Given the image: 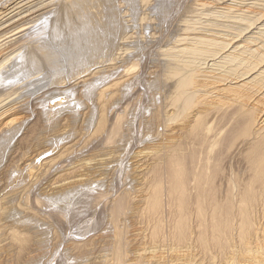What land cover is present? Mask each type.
<instances>
[{"label":"bare ground","instance_id":"1","mask_svg":"<svg viewBox=\"0 0 264 264\" xmlns=\"http://www.w3.org/2000/svg\"><path fill=\"white\" fill-rule=\"evenodd\" d=\"M166 1L164 6L163 0H52L43 4L29 21L14 27L15 35L23 33L14 45L0 49V104L29 87L30 96L41 91L34 111L27 96L24 106L0 108V135L6 130L0 136V161L15 139L17 144L14 143V151L8 157L9 171L13 169L20 178L22 174L28 177L41 158L52 163L59 159L54 157L59 156L57 147L63 141L55 147L58 140L44 150L34 145L38 139L39 143L45 142L36 140L45 130L42 123L50 120L46 127L56 130L62 124L58 119L67 123L79 111L78 106H88V101L92 103L88 119L81 118L87 120L84 130L89 142L98 140L104 147L120 141L111 147L114 154L109 158H103L107 153L101 155L99 151L97 156L89 154L74 164L69 160L72 165L55 172L54 179L48 182L49 191H45L46 186L43 196L42 192H33L34 183L27 182L19 190L12 189L13 185L2 186L0 264H52L53 258L58 264H135L130 247L136 235L130 228L134 219L144 213L147 217L160 214L165 207L164 194L175 202V208L169 206L173 216L170 231L177 243L187 239L192 214L201 215L204 211L210 217L200 224L197 240L202 245L228 248L234 227L239 247L256 243L259 225L264 229V87L249 94L246 89L249 85L243 80L263 63L264 48L256 49L257 53H252L247 61L246 57L241 58L235 68L216 75L210 72L212 76L204 77L205 71L199 66L231 45L236 35L219 38L197 34L191 41L179 40L183 36L179 32L197 30L190 26L194 24L191 18H186L179 22L177 32L169 39L171 44L160 54L163 60L157 62H162L153 63L147 71L151 48L159 44L185 4V0ZM153 10L159 12L157 28L151 26ZM230 26L239 32L246 29L237 22ZM184 41L191 43L175 46ZM73 108L76 111L72 116L67 113L68 118L59 117L63 110ZM31 116L34 120L26 127ZM77 130L67 131L71 137ZM135 146H139L138 151L131 160L147 159L139 162L137 175L135 162L129 161L123 167ZM98 158L106 160L109 164H103L114 170L110 179L103 164V173L96 175L98 171L92 166ZM232 162L236 173H232ZM228 164L232 174L220 188L216 181L223 178V167ZM133 175L140 189L133 193L132 189L128 193L118 192V186ZM142 188L144 192L155 188L158 196L150 199L149 194L139 195L144 194ZM109 195L115 198L107 206L110 211L108 222L105 221L107 232L84 241L75 239L101 229L103 210L97 211L95 207ZM85 207L87 211L95 210L81 219L86 214ZM18 211L27 216L19 215ZM255 214L260 215L258 220ZM158 220L152 228V239L163 235ZM262 237L263 240H258L264 247V230ZM100 239L104 242L100 241L103 255L90 257L91 245ZM61 244H66L63 254L58 251ZM261 259L264 264V258Z\"/></svg>","mask_w":264,"mask_h":264},{"label":"rangeland","instance_id":"2","mask_svg":"<svg viewBox=\"0 0 264 264\" xmlns=\"http://www.w3.org/2000/svg\"><path fill=\"white\" fill-rule=\"evenodd\" d=\"M50 1H52V0H0V49L2 50L3 48H6L7 46H9V44L14 45L16 40L19 37H21L23 34V33H21V34L15 35V32H13L14 27L15 26L18 27L19 24L21 25L22 23L29 21V19H31L33 16H35V14L38 12V10L40 8H42L43 4L46 5V4L50 3ZM166 2H167L166 0H163L164 6L167 5ZM195 4L197 6H194ZM152 15H153L154 21L151 23V26H153L154 28H157L158 27V20H156V19H158V17H159V12L156 10H153ZM242 17H245L246 19L242 20L241 19ZM186 18H187V20H189L191 18L190 21H193L194 24L190 25V26L194 27L197 30L194 32H190V31L179 32L178 34L183 35L179 38V40L180 39L181 40L186 39L187 41H191V39H193V35H197V34L198 35H203V34L215 35L216 37L219 36V38H222L223 37L222 35H225V34H231L233 36L236 35V36H234V39L232 40L233 42L231 41V45L229 44L227 46V48H225L224 50L219 52L216 56L208 57L206 59V61L202 65L199 66V67H201L200 69H203L205 71V73L202 74V75H204V77L216 75L218 73H223V70H224V72H226V70L228 71L231 68L237 67L239 65L238 63H240L241 58L246 57V61H247V59L252 56L251 55L252 53L255 54L256 49H258V48H261V49H259V51H261V50L263 51V48H264L263 47L264 46V0H185V4L180 9L179 13L176 14V16L172 19V22L169 26V30L163 36L162 40H160L159 44L154 45L151 48L149 60H148L147 71H148V69H150L152 67L153 63H156V65H157L158 62H162V61L157 62L158 59L160 60L162 58L160 54L163 51H165L166 48L169 47L168 44L169 45L171 44L169 42V39L173 34H175L177 32V30H178L177 27H179V22H181L182 20H184ZM234 19H235V21H234ZM234 22H237V23H240L241 25H244L246 27V29L241 31V32H239L235 29H231L230 24L234 23ZM156 31H158V30L156 29ZM187 34H189L188 37H186ZM156 38H158V37H156ZM139 42H144V41H139ZM187 43H191V42H185L184 41V42L177 43L175 46L181 47L183 45H186ZM257 55H259V57H260L261 54H257ZM158 57H160V58H158ZM161 60H163V58ZM105 65H108V64H104V66ZM210 72L212 73V75ZM200 80H201V78H200ZM202 80H203V78H202ZM243 82H246L247 85H249L246 87V89L248 90L247 93H249V94H253L254 92H256V90L262 89V87H264V61L256 69L251 70L250 73L248 75H246ZM243 82H241L239 85H241ZM256 86H258L259 88ZM29 89H30V87L28 89L26 88V90H24V91L22 90L23 91V92L21 91L22 94H20L18 96H17V94H18L17 93V94H13L12 96L6 98L0 104V108L2 110H4L6 107H10L11 105L12 106L14 105L15 107L21 106L24 104V102L26 100V98H24V96L25 97L27 96V98L30 97L29 98V104H30L29 106H31L32 110L34 111L35 107H33V105L35 106L36 101L37 102L40 101L38 99H40L39 95L41 94V91H39L38 93H34L33 95L30 96L29 91L31 92V89L30 90ZM263 90H264V88H263ZM263 90H261V91H263ZM25 91L29 94V96ZM83 100L84 99L82 98L81 101H83ZM85 100L88 101V99H85ZM26 102H28V101H26ZM262 103H264V102H262ZM91 104L92 103L89 101H88V106H82V104H80L81 107L78 106L79 111H76L77 107L70 109L73 112H70L69 109L63 110L61 112L62 114H60L61 116L59 115L60 118L67 117L66 115H68V117H69L70 114L72 116L75 111H76L75 114H77L78 116L77 115L75 116V114H74L75 117L73 116L69 121H67V123L64 122V120H62L63 121L62 122V121H60V119L56 118V119H58L57 121L60 122L59 124L62 123L61 124L62 127L61 126L59 127L58 126L59 124H58L57 125L58 127L55 128L56 130L52 131V129L46 127L47 123L50 120H48V122L46 121L44 123V125L42 123V127H45V130H46L45 131L43 128L42 135L46 136L47 138L44 137L45 138L44 139L43 137H38V135L42 136V135L38 134L36 140L38 138H40V141H42V139H43V140H45V142L42 141L39 143L38 142L39 139H38V141H36V142L39 144V146H38V144H35L36 142L34 143V145H36L37 147L42 148V149L43 148L47 149V147L50 148V145L56 144L58 140H59L58 141L59 143L54 145L55 147H57L58 144H60V142L62 143V141H63L64 145L62 143V144H60L62 146L59 145L58 146L59 148L57 147V149L59 150V153L56 156H58V155L59 156L54 157V159H57V158H59V159L53 160L55 162L52 163L50 161V159H47V158L42 159L41 158L39 160V162L37 161L38 163L36 162V164H38V165L34 166L35 168L32 169L34 171H31L29 173L28 177L25 176L28 174H24V175L22 174V176H24V177H22L20 174V176H21V178H20L19 173H16V171H14L13 169L9 171V168L7 167L8 166L7 161H9V159H10V158L8 159V157H10L12 152L14 151L13 147H15V145H17L16 141H15L16 139L14 140V142H12L13 144L9 146V149H7L5 151L6 154L4 153L5 156L3 159L5 161L3 159L0 161V186H1L0 187V195H1L2 186L5 187V186L9 185L8 187H10L13 185L12 189L19 190L20 187H22L24 184L28 185V183H30V184L34 183L33 184V192H35V193L42 192V193H40V195H42V194H44L45 191L46 192L49 191L48 184L54 179L53 177L55 176V172H58V171L60 172L65 167H70L72 164L76 163L79 159L80 160L85 159L89 154L91 156L92 153H96V155L92 156V157H95V156H97V152H99V151L101 152V155H102V153L103 154L105 152L107 153V154L105 153L106 155H103V158H105V156L108 158L113 156L114 153H112V151H110L111 147H114V145L116 147L117 143H119L120 141L116 140L117 142L112 143L113 144L112 146L111 145H109V146L104 145V147H103V146H101L102 144L100 145L101 142H98V140L97 141L92 140L89 142L90 138L88 136L87 137L85 136V135H88L86 133V130H84V128H85L84 126H86L85 124H87L86 123L87 120H83V118H81V117L84 116L85 117L84 119H88L87 111L90 110ZM85 109H87V110H85ZM32 110L30 112H32ZM66 110H68L69 112ZM67 113H70V114H67ZM79 113H82V115ZM76 117H78V118H76ZM33 118L34 117L31 116L30 119L27 120L28 123H27L26 127H28L29 124L31 123V121L34 120ZM83 121H85V122H83ZM68 122L69 123L71 122L70 123L71 125H69ZM64 123L66 125L67 124L68 125L66 126V125H64ZM80 126H82V127H80ZM93 126H94V123L91 126H89V129L91 130L93 128ZM64 127H67L68 128L67 130L73 129V128L75 130L78 129L76 135L74 134L70 137V135H71L70 132L67 131L66 128H64ZM25 129H24V131L21 132L22 134L26 131ZM5 131L6 130H4V132ZM84 131L86 134H84ZM4 132H1L2 133V135H0L1 137H3V135L6 134ZM63 132H66V133H63ZM68 132H69V135H68ZM50 133L55 134V135H51ZM163 134L165 135V133H163ZM57 135H59V136H57ZM53 136H55V138L56 137H60V138L55 139ZM86 141H88V142H86ZM46 142H48V143L46 144ZM14 143H15V145H14ZM41 143H42V145H40ZM85 143H88V144L86 145ZM96 143H98L97 144L98 146L96 145ZM44 144H46V145H44ZM75 144H77V145H75ZM144 144L145 143H143V145ZM53 145L51 147H53ZM69 145L73 146V147H65V146H69ZM93 145H95V146L93 147ZM96 146H97V148H95ZM106 146H108V147H106ZM138 147L139 146H135L134 147L135 149H133L134 151H132L131 154L129 155L128 158H130V160L128 158H125L126 162L124 161L125 163H123V167L128 166L129 161H133V162H135L134 165H137L139 168V165L141 163H144L145 160H147L146 158H143V157H139L140 159L137 157V160L134 157L135 159L133 158V160H131V157H133L135 155L134 154L135 151L136 152L138 151ZM66 148H67V150H65ZM101 148L104 151H101L102 150ZM108 148H109V150H108ZM36 150H37V148H36ZM68 150H69V152H67ZM72 150H73V153H72ZM95 150H98V151H95ZM109 151L111 152V154ZM60 152L62 155H60ZM99 153H98V155H99ZM35 154H36V152L34 154H32L33 157H35ZM66 154H68V155H66ZM109 155H111V156H109ZM60 156H63V157L60 158ZM73 158H75V159H73ZM99 158L97 161H95V162H97L96 165H98V167L96 165H93L92 168L96 167L95 169L98 171L96 173V175H98V173L99 174L103 173L102 169L104 166V168H106L108 170L104 169L103 171L107 172L106 174L109 175L107 178L110 179L111 178L110 175L112 176L114 170H111L112 168L109 169V165H104V164H109L106 160H105L106 161L105 162L103 160V158H101V159H99ZM141 159H142V161H141ZM47 160H49L48 161L49 164H47V162H46ZM69 160H72L71 161L72 164ZM44 162H46V163H44ZM95 162H94V164H95ZM139 162H141V163H139ZM44 164H45V166H44ZM102 164H103V166H102ZM232 165H233L234 170H232V168H230L231 165H229V164L227 166L223 167V169H224L223 170V173H224L223 178L220 179V181H216V185L219 186L220 188H223L225 186L227 179L229 178V176L232 173H234V171L236 173V170H235L236 168L234 167L236 165L234 163ZM63 166H64V168H63ZM99 166H101L102 168ZM99 168H101V169H99ZM138 168L135 169L136 175L140 174V173H138V171H140V168L139 169ZM52 169L54 171H52ZM227 169L228 170L230 169V170L227 171ZM96 170H93V171H96ZM231 170L233 172L229 174V172ZM17 174H18V176H17ZM41 175H42V177H41ZM103 175H104L103 177L107 176V175L105 176V173ZM16 176L20 179L19 183L15 182L18 179ZM224 176H225V178H224ZM226 176H228V177H226ZM133 177H134V175L131 176V178H129V179H131V181L129 179H127L126 181L122 182L118 186V189H119L118 192L120 191L123 193H125V192L128 193L132 189L131 192L133 193L134 192L133 190H137L138 188L140 189V186H137ZM101 178H102V176L100 178L98 177L97 179H101ZM108 179H106L104 182L108 181ZM224 179H225V181H224ZM5 184H7V185H5ZM46 186H48V188H46ZM163 187L167 188V184L163 183ZM98 188L99 187H95V189H98ZM122 188H125V189L122 190ZM155 188H151L148 192H144L145 190H144V188H142V191L144 190L143 191L144 194L139 193V195L140 194L145 195V193H146V194H149V196L147 198L151 199L152 197H157L158 193L157 192L154 193ZM44 189H45V191H44ZM100 189H102V188H100ZM132 195H133L132 198H135L136 193L132 194ZM115 196H118V194H116ZM115 196H113V195L107 196L106 201L104 200L103 203H99L95 207L97 211H101V209L103 210L102 215L105 218V219H103L104 221H103V224L101 226V229H99L100 231L98 230L95 232H91L88 235H86L85 237H82V238L76 237L75 239L84 241L86 238L96 236L100 233L104 234L107 232V230L105 228L107 227L106 224H107L108 219L110 217V211L107 210V208L111 205V202H109V201L114 199ZM162 198H163V201L165 202V207L160 214H154L152 216L147 217L146 214L144 213L143 216H141V217L139 216L136 219H134V223H133L134 226H132L130 228V231L132 230V234L136 235L133 237V238H135L134 244L132 247H130L131 253H133L135 255L134 258H132L134 260L132 262H134L135 264H141V263L145 264L146 262H147L146 264H262L261 258L262 257L264 258V255H263V252H264L263 248L264 247L262 245V241H259V240H263V237H262L263 230H264V229H262L263 225H261V229H260V225L258 227L259 230H257V235H259V236L256 240H254L256 243L252 242L251 244L246 245V248L239 247L240 245L237 242L238 238H237V234L235 231L236 227H234V229L231 230V233H230V237H229L230 241L228 242V248L221 250L212 244H208V245L204 246L197 240V237H198V234L200 231V224L202 223L203 220L209 219V217H210L209 212L207 213V211H204L201 215L193 213L192 217H190V220H189V223H190L189 228L190 229L188 231L187 239L181 243H177L171 237L172 233L170 231L171 230L170 226L172 225V222H173V216L170 213L169 206L171 209L175 208V202L169 200L167 194L162 195ZM82 206L83 205L81 204V207ZM84 209L86 210V212H85L86 214L83 216L81 215L80 216L81 219H84L88 215H91L93 210H95L93 208V209H90L89 211H87L86 207ZM84 209H81L80 211L82 212ZM87 212H88V214H87ZM18 214L23 215L24 213L22 211H18ZM19 215H17V216L19 217ZM255 215H256L257 220H258V217H260V215L259 214L258 215L255 214ZM23 216H27V215L24 214ZM157 220L158 221L161 220L162 231H163L161 233L163 235L161 237L152 239L151 238V235L153 236L152 228H153L154 224L157 222ZM105 221H107V222H105ZM263 221H264V219H263ZM75 231L76 230H74L72 232V234H74ZM133 232H135V233H133ZM69 239H72V238H69ZM100 241L104 244L103 240L100 239L91 245V248H92L91 252H93V254L90 257L101 258V256L103 255V250H104L103 244ZM229 243H231V244H229ZM95 244H96V247H94ZM98 244H100V245L98 246ZM65 245L66 244H64V245L61 244L59 246L58 251L60 254H63V252H64L63 248L65 247ZM138 256L142 260L140 258H138ZM59 260L60 259H58V261ZM140 260H141V262H140ZM143 260H144V262H143ZM53 262L54 263H52V264H58L56 258L55 259L53 258Z\"/></svg>","mask_w":264,"mask_h":264}]
</instances>
